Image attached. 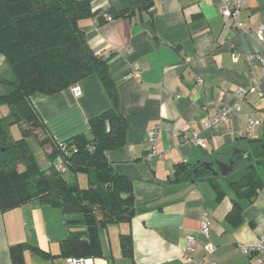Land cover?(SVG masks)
<instances>
[{"label": "crops", "instance_id": "crops-1", "mask_svg": "<svg viewBox=\"0 0 264 264\" xmlns=\"http://www.w3.org/2000/svg\"><path fill=\"white\" fill-rule=\"evenodd\" d=\"M123 1L96 0L93 8L122 10ZM241 21L243 31L227 25L213 0H153L151 15L81 22L94 52L109 59L119 109L129 127L125 145L107 152V158L116 174L132 181L135 196L131 222L101 231V255L92 258L94 264H257L237 247L256 245L264 236V186L255 199L240 200L228 182L233 171L224 176L216 165L219 175L209 172L220 193L207 179L175 181L180 164L193 168L218 161L229 166L235 159L251 158L248 142L264 140V66L251 59L262 47L250 34L264 25V0L245 1ZM136 65L141 83L128 78ZM6 72L0 56V74ZM254 79L262 82V95L251 92ZM78 86L80 98L72 87L53 96H32L45 127L36 134L39 143L91 138L89 121L112 104L98 77ZM223 109H230L228 119L206 129L204 123ZM251 119L261 124L247 134ZM155 125L162 128L155 142L162 156L153 154L148 137ZM43 148L49 157L50 146ZM56 165L61 166L60 158ZM259 172L264 180V170ZM65 176L73 178L69 172ZM204 214L211 218L209 240L200 234ZM68 219L61 209L38 200L0 212V264H67L61 242L84 229L66 224ZM121 235L131 238L128 256ZM189 236L196 237L197 247L187 257ZM208 242L216 247L211 255L205 252Z\"/></svg>", "mask_w": 264, "mask_h": 264}, {"label": "trees", "instance_id": "trees-1", "mask_svg": "<svg viewBox=\"0 0 264 264\" xmlns=\"http://www.w3.org/2000/svg\"><path fill=\"white\" fill-rule=\"evenodd\" d=\"M96 0H0V56L7 72L0 74V107L10 115L0 118V212L38 200L62 210L68 225H82L61 242V257L92 259L101 255V231L134 216L132 181L113 170L107 152L125 145L128 122L119 109L117 85L109 59L94 52L81 22L97 18H128L153 13V0H125L122 10L104 13L93 8ZM100 80L112 107L89 121L91 138L75 136L65 143L40 140L50 146L48 170H40L26 139L45 127L32 104V96H53L78 85L88 77ZM22 137L12 138V126ZM250 159H235L228 182L237 198L255 199L264 186L259 169L264 170V140L248 142ZM66 146L68 155L61 152ZM73 175L66 178L56 165ZM23 171L20 172L19 168ZM196 171V172H195ZM86 178L87 187L81 186ZM207 179L220 193L216 178L203 166L176 167L175 181ZM125 256L131 253V238L121 235ZM43 257L46 253L32 248Z\"/></svg>", "mask_w": 264, "mask_h": 264}, {"label": "built area", "instance_id": "built-area-1", "mask_svg": "<svg viewBox=\"0 0 264 264\" xmlns=\"http://www.w3.org/2000/svg\"><path fill=\"white\" fill-rule=\"evenodd\" d=\"M200 1H208V0H200ZM213 1L217 2L219 7V12L222 18L224 19V22L236 30L243 31L244 25L243 22L241 21V13H242L243 3L247 0H213ZM250 34L259 42V44L262 47V52L253 55L251 59L264 66V25H260L253 28L250 31ZM234 59L235 60L237 59V55H234ZM128 78H133L137 83L142 82L141 71L138 65L135 66L134 71L129 75ZM198 82L201 83L202 80L198 79ZM261 87H262V82L258 79H254L250 90L252 93L262 95ZM72 91L76 98H80L82 96L81 89L78 85L73 86ZM243 95L244 93L242 92L241 96ZM229 115H230V109H223L220 113H218L217 115L213 116L208 121H206L204 123V127L206 129H210L219 122L228 119ZM260 124H261V120H257V119L249 120V122L246 124L247 134H251L254 128L259 126ZM161 130H162L161 126L155 125L150 128L148 133L149 140L153 144V154L155 156L158 155L162 156L161 153L158 154L155 146V142L157 140V134ZM197 144L200 146H204L200 140L197 141ZM61 152L64 155H68V149L66 148V146L61 145ZM59 168L63 174L67 173V168H65L63 165H61ZM200 234L204 236L207 240H209L211 237V218L207 214H204L202 217ZM196 247H197L196 237L189 236L187 238V249H186L187 257H189L195 252ZM237 249L241 254L247 257H253V259L257 264L264 263V236H261L259 238L258 244L256 245L239 244ZM215 251H216V247L211 242H208L205 246V252L208 255H211ZM67 264H94V263L92 259L71 258L67 260ZM194 264H203V263L196 262ZM210 264H216V263H210Z\"/></svg>", "mask_w": 264, "mask_h": 264}, {"label": "rangeland", "instance_id": "rangeland-1", "mask_svg": "<svg viewBox=\"0 0 264 264\" xmlns=\"http://www.w3.org/2000/svg\"><path fill=\"white\" fill-rule=\"evenodd\" d=\"M10 115V109L7 106L0 107V118L6 117ZM11 135L14 139H19L22 137V131L21 128L18 126H12L11 128ZM32 153L34 154L35 161L37 163V166L40 170H48L49 166L51 165V160L48 157V154H46L44 148L40 145L39 139L35 134H32L27 137L26 139ZM19 171L22 172L23 168L20 167ZM264 173V172H262ZM81 186L87 187L86 178L81 179Z\"/></svg>", "mask_w": 264, "mask_h": 264}, {"label": "water", "instance_id": "water-1", "mask_svg": "<svg viewBox=\"0 0 264 264\" xmlns=\"http://www.w3.org/2000/svg\"><path fill=\"white\" fill-rule=\"evenodd\" d=\"M216 165L219 171L222 173V175L226 176L229 172L233 171V164L231 165H225L221 162L216 161L215 163H204L203 166L205 170L210 171L214 176H218L219 173L216 172V170L213 168V166Z\"/></svg>", "mask_w": 264, "mask_h": 264}]
</instances>
